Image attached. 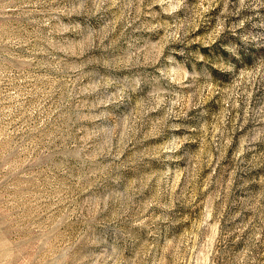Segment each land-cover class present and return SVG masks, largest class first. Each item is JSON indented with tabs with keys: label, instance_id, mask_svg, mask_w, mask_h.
I'll list each match as a JSON object with an SVG mask.
<instances>
[{
	"label": "rangeland",
	"instance_id": "374dc122",
	"mask_svg": "<svg viewBox=\"0 0 264 264\" xmlns=\"http://www.w3.org/2000/svg\"><path fill=\"white\" fill-rule=\"evenodd\" d=\"M0 264H264V0H0Z\"/></svg>",
	"mask_w": 264,
	"mask_h": 264
}]
</instances>
